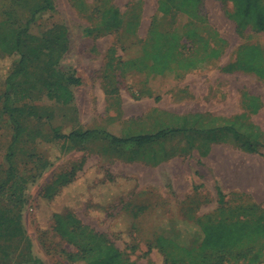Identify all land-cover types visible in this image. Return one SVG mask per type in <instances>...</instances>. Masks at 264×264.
<instances>
[{"label":"rangeland","instance_id":"1","mask_svg":"<svg viewBox=\"0 0 264 264\" xmlns=\"http://www.w3.org/2000/svg\"><path fill=\"white\" fill-rule=\"evenodd\" d=\"M51 4L53 9L36 15L18 50L20 31L44 6V0H0V264H35L37 259L42 264H86L83 259L77 262L81 255L78 245L85 236H77L75 244L56 230L55 216L68 212L120 250L124 264H215L221 257L225 264H236L227 252L199 249L190 254L163 242L159 226L164 221L173 226L177 217L193 223L189 230L199 234L196 221L253 224L261 218L264 223V198L249 197L248 203L231 200L227 210L216 213L196 204L179 206L168 202L166 188L146 193L136 178L114 176L111 167L99 164L90 143L56 138V130L81 131L97 124L88 121L93 118L100 119L99 126H111L107 115L112 109L102 84L105 76L109 84L120 81L114 74L105 75L106 68L125 66L123 62L132 59L137 73L121 80V93L127 97L128 85H135L128 90L142 101L138 90L144 89L154 97L142 102V109L149 110L160 97L155 74L161 64H154L152 56L156 52L163 55L174 46L170 36L180 37L170 67L189 60L195 65L205 61L202 66L218 74L227 64V43L235 54L242 38L246 43L254 40L255 30L249 27L239 32L230 17L234 5L228 0H201L195 16L170 2L171 13L162 15L158 13L159 0H51ZM119 21L122 26L113 28ZM194 27L199 28L198 39L188 35ZM49 38L59 41L49 48L52 54L48 51ZM22 55L27 72L14 77L13 82L27 89L29 96L14 101L10 113L5 109L11 89L7 78ZM257 56L260 54L255 53L253 62ZM57 70L84 79V86L75 90L76 103H64L49 93L48 85L56 79ZM175 80L171 75L169 84L175 85ZM113 92L110 87L108 94ZM11 168L22 179L23 200L13 194ZM248 247L264 248V237L245 241L234 254L245 253Z\"/></svg>","mask_w":264,"mask_h":264},{"label":"crops","instance_id":"2","mask_svg":"<svg viewBox=\"0 0 264 264\" xmlns=\"http://www.w3.org/2000/svg\"><path fill=\"white\" fill-rule=\"evenodd\" d=\"M121 23H115L113 28L119 29ZM152 28L153 22L150 31ZM254 32V40L246 43L242 38L235 54L227 43V64L218 69V74H213L215 70L210 71L207 65L160 70L155 74L159 77L160 97L155 98L158 104L149 110L142 109V102L154 97L144 89L138 90L142 101L128 90L135 85H128L127 97L121 93V80L135 75V68H106L105 75L114 74L120 81L109 84L105 76L102 84L108 108L112 109L107 115L111 126H99L100 119L93 118L88 121L97 124L83 129L97 132L86 142L95 147L99 164L111 167L116 177L136 178L146 193L166 188L168 202L179 206L196 204L208 213L227 210L231 200L248 203L251 197L262 201L264 150L245 145L234 129L235 124H239L238 129L240 124L250 126L260 141L264 139V32ZM252 46L260 49V56L251 62L253 70L245 62ZM203 70L207 72H200ZM171 75L176 76L175 85L169 84ZM81 80L82 84L73 88L75 99V90L85 84ZM110 87L114 91L111 95ZM139 137L152 138L143 144L132 141ZM168 224L161 223L160 236L181 241L176 237L183 235L181 227Z\"/></svg>","mask_w":264,"mask_h":264},{"label":"trees","instance_id":"3","mask_svg":"<svg viewBox=\"0 0 264 264\" xmlns=\"http://www.w3.org/2000/svg\"><path fill=\"white\" fill-rule=\"evenodd\" d=\"M234 5V12L230 15L231 19L237 24L238 30L240 33L244 32L247 28L251 27L256 32H264V0H228ZM174 4L178 10L183 13H186L191 16H195V11L198 10L201 0H159V12L162 15H168L172 11V5ZM53 9V5L51 4V0H44V6H42L39 10H37L31 20L27 23L24 30L20 31L17 37V46L18 50L21 47V43L23 41L24 33H26L32 23L36 19V15L41 11H46ZM155 27V26H154ZM152 28L151 35L155 34V28ZM199 28L194 27L190 30L191 38L194 36L199 38ZM167 37L166 35H163ZM174 39L173 41V49L169 48L167 52L163 55L159 52L154 53L152 58L154 64L160 63V69H165L166 67H170L172 54L174 52L175 46L180 44V37L177 34L170 36ZM59 42L58 40H48V51L52 54V50L49 48L52 44ZM158 43V42H157ZM179 47V46H178ZM260 49L257 46H252L249 48L246 54V61L248 63L251 70H253L254 66L251 63L254 60L255 53L257 54ZM217 57V56H216ZM210 58V57H209ZM26 58L24 55L21 56L18 65L12 72L9 74L7 78V83L11 86L10 91L6 95L5 101V109L8 112L12 113L13 110L11 108V104L14 101L23 100L28 98L29 92L27 89L18 88V86L13 82L14 77L22 76L26 74ZM119 61V65H120ZM181 62L179 64L180 68L191 69L202 66L205 64V61H201L200 65H195L192 60L183 64ZM123 64L125 66L120 67H135L136 64L134 61L127 60L124 61ZM163 65V66H162ZM56 79L52 81L48 85L49 93L52 94L56 99L62 101L64 103H73L74 102V87H78L82 84V80L76 74H67L63 70H57ZM234 125L235 134L239 136L241 135V139L243 143L250 148H263L264 139L260 141V138L256 133L249 127H243L240 124ZM250 131L251 135L246 132ZM95 130H81V131H70L66 130V132H61L60 130H56V138L60 139H69L72 141L73 139H78L80 141H89L96 135ZM244 139H243V138ZM152 137H139L135 138L132 141H137L139 144H143L146 140H150ZM255 140L256 144L252 143ZM9 180L11 183V188L13 189V194L15 195L17 200H23L24 195V186L22 184V179L18 178L15 175L13 169L9 171ZM111 201L110 203H113ZM56 230L71 243H77V236H85L81 245H78L81 251V255L77 257V262L79 259H83L86 264H124L122 261V253L118 250L109 240H107L104 236L95 234L89 227L82 225V223L75 218V215L71 212H68L64 215H56ZM195 226L199 227L201 233L196 234L195 232H191L193 229V223H189L187 221H176V227H181V231H184L183 235L179 236L180 240H175L171 236H162L160 239L163 242L175 244V246L182 247L186 249L190 254L194 253L197 250H216L223 254L227 252V254H232V257L235 259L236 264L241 261H245L244 264H261L264 263V248L260 247L258 249H252V247H248L247 252L241 254H234V252L239 249V247L247 240L253 241L254 239L258 240L259 238L264 237V223L261 218L255 219V222L251 224L250 222L244 223H236V222H219L218 224H206L201 223L200 221L194 222ZM178 229V228H176ZM190 229V230H189ZM185 234V235H184ZM189 236V237H188ZM187 238V239H186ZM221 261L215 264H225L224 258L221 257ZM35 264H42L39 259L35 261Z\"/></svg>","mask_w":264,"mask_h":264}]
</instances>
